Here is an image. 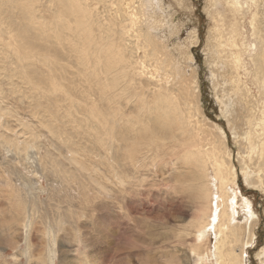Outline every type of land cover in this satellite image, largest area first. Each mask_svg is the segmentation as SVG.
Listing matches in <instances>:
<instances>
[{"label": "bare ground", "instance_id": "6f19581e", "mask_svg": "<svg viewBox=\"0 0 264 264\" xmlns=\"http://www.w3.org/2000/svg\"><path fill=\"white\" fill-rule=\"evenodd\" d=\"M257 1L261 2L251 0V5H248L241 0H226V5L228 10L235 16L239 15V18L251 11L254 14L253 20H257V10H252ZM159 2L161 0H0V53L5 52V57L0 61L3 65L0 67V93H4V82L1 78L6 76L18 79L10 89L12 95L19 92L21 83L33 86L31 89H34L38 96L35 114L43 115L45 120L40 123L46 126L49 134L55 138L53 141L59 140L66 146V155L68 157L71 154L69 157L72 161H76L75 156L79 151L96 154L99 158L102 155L98 149L100 145L106 148L108 166L114 169V164H117L121 168L125 155L120 152H129L130 143H135L129 158L144 164V168L152 166L156 173L161 172L157 174L161 178L164 176L163 164L168 163L166 157L169 154H189L188 163L194 164L199 170L197 175L193 174L192 180L199 181L196 196L201 200L198 206L199 218L195 222V248L190 247L189 251L194 254L198 264H205L207 259L215 260L216 264H246L244 248L238 247L239 243L249 245L254 238L251 203L232 190L231 186L236 184L238 174L232 166L222 132L217 130V127L206 128L208 123H200L197 117L198 115L205 118L199 106V93L193 86V73H189L187 69H177L174 60L167 59L165 47L157 40L155 33L159 30V24L156 15L149 12V7L160 9L164 5ZM218 17H223L220 12L215 16ZM219 23L217 20L216 28H220ZM233 28L237 29V26L234 25ZM221 32L220 29L219 42L222 41ZM254 36L259 47L250 57L254 66L252 72H245V78L241 72L244 61L236 51L237 44L233 39L227 40L225 65L229 75L226 82H231L233 94L228 93L221 99L231 127L243 147L241 148L244 154H239L241 170L246 183L251 186L264 183V106L261 109L260 106L251 104L248 99L250 90L244 91L247 86L245 82L249 81L250 77V80L263 90L264 95V35L259 26ZM141 52L143 57H149L153 61L152 66H146L145 61L138 55ZM71 59L76 64V69H73L77 72L69 70L66 61ZM92 59H95V63L91 62L92 69L87 71L84 67L90 65ZM38 63L42 65V70ZM100 63L101 71L97 72ZM4 65H8L10 70ZM167 66L174 69L170 77H166ZM160 73L164 75L162 79H159ZM86 77L88 81L82 80ZM190 80H193L192 83H189ZM191 85L193 87L190 90ZM228 89L226 86L224 91L227 93ZM60 92L64 93L63 97L59 96ZM127 94L139 98L136 102L138 113L134 109L126 111L125 102L123 104L121 100L129 101ZM233 95L237 98L235 110H239V114L228 109V100ZM64 101L66 105L63 104ZM145 108L148 115L144 116L142 110ZM74 109L85 117L89 129L96 131L89 135L84 130H78L79 135H87L84 141L88 144L90 142V146L80 140L76 142L71 136L73 144L70 143V137H66L67 140L62 139L68 123L72 124L71 128L74 130L78 129L77 125H82L71 113ZM10 115L11 111L0 108L2 119ZM16 121L24 127L25 132L21 133L29 132L28 142H32L40 151L42 146L37 145L39 134L30 132L33 125L20 116ZM0 127L8 128L1 120ZM102 127L105 134L101 130ZM131 129L136 132V139L128 134ZM214 129L217 130L216 133L213 132ZM115 130L118 132L115 133ZM12 133L18 134L13 128ZM94 138L97 140L96 146L92 143ZM52 146L57 149L55 145ZM141 154L145 156L142 157ZM151 161L153 163L150 164ZM118 174L120 173H116L117 177ZM206 177H211V184L204 183ZM54 184H50L49 193L55 190ZM57 184L59 186V183ZM60 184L63 189V183ZM22 187L25 192L31 188L36 190L39 200L31 193L26 194L27 196L19 194L18 202L25 204L22 211L18 209L20 218L28 212V199L35 201L31 205L33 215L17 220V228L22 227L21 232L29 242L30 250L36 246V252L31 254L33 258L41 257L44 261L48 258L51 264H55L58 251L64 252L59 250L58 246L64 225H72V231L78 233L77 240L85 236L77 219L79 214L74 211L77 205H74L72 200L62 203V198L58 200L52 194L56 203L50 202L49 198L45 203L51 208L46 210L42 207L44 202L41 200V194L45 190L34 189L31 183H25ZM77 187L80 190L87 189L85 183ZM62 193L64 194L63 191ZM85 199L81 201L83 204L90 198ZM115 200L114 195L110 196L109 205H115ZM78 209L80 210V207ZM35 218H41L39 223L47 243L45 241L41 244L38 240H31L36 233L40 235V230L35 226ZM238 218L244 221L240 222ZM188 232V229L184 230L186 234L182 236V244L187 242V237L190 238ZM10 234L13 235L14 231ZM212 241L214 244L210 248ZM0 242L4 245L2 239ZM11 244L16 245L15 242ZM88 256L84 253L82 259L74 262L72 257L70 259L63 253L60 264H101L99 261L94 262L93 256ZM258 257L264 264V248L258 253Z\"/></svg>", "mask_w": 264, "mask_h": 264}, {"label": "rangeland", "instance_id": "374dc122", "mask_svg": "<svg viewBox=\"0 0 264 264\" xmlns=\"http://www.w3.org/2000/svg\"><path fill=\"white\" fill-rule=\"evenodd\" d=\"M241 1L247 2L248 5L252 3L251 0ZM161 3L164 6L160 9L149 7V12L156 15L159 24V30L155 33L157 40L165 47V52L168 54L167 59L174 60L177 69H187L189 73H193V86L199 93V106L205 116L202 118L197 115L200 123H208L206 128L211 129L210 127L213 126L222 132L232 166L238 174L236 184L231 186L232 190L250 201L251 211L254 214L252 228L254 238L249 245L244 246L239 243L238 248H244L246 264H262L258 253L264 248V183H255L254 186L246 183L239 160L243 147L234 133L235 130L231 127L221 99L228 93L233 94L231 82H226L229 75L225 65V50H228L225 46L226 42L229 38L235 40L236 51L244 61V68L241 72L245 78V72H252L254 66L250 57L259 47L254 36L258 26L264 35V0L257 1L252 8V10H257L255 13L258 16L257 20H253L254 14L251 11H247L246 15L240 18L239 15L235 16L228 10L226 0H161L159 4ZM218 12L223 17L215 18ZM217 20L220 22V28L215 27ZM234 25L237 29L233 28ZM220 29L222 31L221 42H219ZM191 41H197V43L192 44ZM185 52L188 54H184ZM138 55L145 61L146 66L150 67L154 64L149 57H143L142 52ZM4 57L5 52L0 53V61ZM91 62L94 64L95 59L89 62L90 65H85L84 68L87 71L92 69ZM66 63L71 72H77L73 59L67 60ZM37 65L42 70V65L40 63ZM4 66L10 70L8 65ZM101 66L102 63L97 67V72L101 71ZM0 67H3L2 63ZM165 69L168 70L166 77H170L171 72H174L170 66ZM100 75H103L102 72ZM163 77V73H160L159 79ZM82 80L88 81V77ZM1 81L4 82L2 84H4L5 94L0 93V108L11 111L12 115L5 116L3 119L0 116V120L8 126L7 129L0 127V136H2L0 139V239L4 241V245L0 242V264H51L48 258L44 261L41 257L31 256L32 252H36V246L30 250V244L21 232L22 227L17 228V220L33 215L31 205L35 201L28 199L26 206L28 212L20 218V211L25 204L18 202L19 194L30 195L31 193L36 200H39L36 190L31 188L24 191L22 186L25 183L33 184L34 189L45 190L41 194V200L44 202L42 207L46 210L51 207L45 202H48L50 198V202L53 201L55 204V197L58 200L62 198V203L72 200L74 205H77L74 211L79 214L77 219L83 228L81 232L85 236L77 240L78 233L75 230L72 231V225L67 224V226L64 225L65 230L61 228L63 231L60 232V240L58 239L59 250H64L63 253L67 254L70 259L72 257L74 262H78L86 253L88 257L93 256L94 262L99 261L101 264H198L189 249L190 247L194 249L196 243L195 222L199 218L200 208L198 206L201 200H198L196 196L199 181H193L192 178L193 174L197 175L199 170L194 164L188 163L189 154L185 152H179L174 156L169 154L166 157L168 163L163 164L164 176L161 178L157 175L161 172L156 173L152 166L144 168V164L129 158L135 143H130L129 152H120L125 155L121 168L117 164H114V169L108 166L107 157H105L106 148L100 145L98 149L102 155L99 158L96 154L79 151L75 156L76 161H72L69 157L71 154L68 157L66 155V146L59 140L53 141L55 138L49 134L47 127L40 123L45 120L43 115L35 114L38 96L34 89H31L33 86L21 83L22 88L19 92L12 95L10 89H12L13 82L18 81L17 77L7 78L6 76V78H1ZM192 81L190 80L189 83ZM245 83L247 86L244 91L250 90L248 99L251 104L254 103L262 109L264 106L263 90L254 84L250 77ZM193 86L191 85L190 90ZM226 86L229 87L227 93L224 91ZM82 87L84 89V84ZM63 95L64 93L60 92L59 96L63 97ZM243 96L245 97L244 94ZM127 97H130L129 101L121 100L123 104L125 102L126 111L130 112L134 109L138 113L137 108L139 107L136 106V102L139 98L133 94H127ZM65 98L66 95L64 100ZM228 101V109L239 114V110H235L237 98L233 95ZM63 104L66 105V102L64 101ZM142 111L144 116L148 115L146 108ZM71 113L82 125H77L78 129L74 130L71 128L72 124L68 123L65 128L66 134L62 139L67 140L66 137L71 136L77 140L76 142L80 140L84 143L87 135H79L78 130H84L89 135L96 131L89 129V124L82 114L75 109ZM18 116L33 125L34 128L32 127L30 131L32 134L33 132L39 134L40 139L37 145L42 146L40 151L32 145V142H28L29 132L24 133L25 135L21 133L25 131L21 123L16 121ZM231 120L233 121V115ZM12 128L18 134H13ZM101 130L105 134L103 127ZM217 130L214 129L213 132L216 133ZM117 132L118 130H115V133ZM128 134L135 139L137 137L133 129ZM71 137L70 143L73 144L74 140ZM92 143L96 146V138ZM84 144L90 146L91 143L85 142ZM52 145H55L57 149ZM141 156L145 155L141 154ZM55 158L57 160L54 161ZM116 173H120L118 177ZM211 182V177L204 178L205 184H211ZM20 183L23 184L20 185ZM52 183L57 186L54 187L56 191L49 193ZM60 183H63V189L60 188ZM83 183L86 184L87 189L80 190L77 186ZM88 187L92 188L91 191ZM112 195L116 197L115 205H109ZM85 198L90 199L84 201L83 204L81 201ZM40 219L35 218V226L37 230H40V235L34 232L36 235L34 234L31 240H38L42 244L45 241L47 243V239L42 234ZM238 221L243 222L244 220L238 218ZM185 229L189 230L187 234H190V238L187 237V242L182 244L181 239L186 234ZM12 230L13 235L10 234ZM13 242L16 245L11 244ZM213 244L214 241L211 242L210 248ZM63 253L58 251L55 264L62 262L60 257ZM205 264H216V262L207 259Z\"/></svg>", "mask_w": 264, "mask_h": 264}]
</instances>
